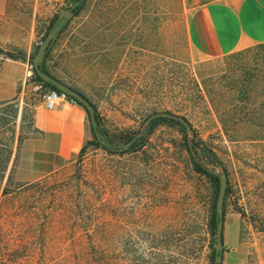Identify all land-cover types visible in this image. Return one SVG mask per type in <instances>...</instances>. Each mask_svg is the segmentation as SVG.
Instances as JSON below:
<instances>
[{"label": "rangeland", "instance_id": "374dc122", "mask_svg": "<svg viewBox=\"0 0 264 264\" xmlns=\"http://www.w3.org/2000/svg\"><path fill=\"white\" fill-rule=\"evenodd\" d=\"M212 1L87 0L44 64L97 107L102 138L116 150L88 145L58 172L23 182L20 147L38 134L43 102L32 90V58L60 12L77 5L8 0L0 68L26 64L17 95L0 97V241L21 248L16 264H215L218 192L194 160L228 175L222 264H264V44L198 54L189 23ZM162 112L187 118L194 132L168 119L150 133L148 119ZM127 135L143 137V147L119 151ZM190 138L210 150L209 161L191 157Z\"/></svg>", "mask_w": 264, "mask_h": 264}, {"label": "crops", "instance_id": "0c3cea01", "mask_svg": "<svg viewBox=\"0 0 264 264\" xmlns=\"http://www.w3.org/2000/svg\"><path fill=\"white\" fill-rule=\"evenodd\" d=\"M8 0H0V13ZM191 46L201 56L219 58L264 44V0H216L197 7L188 27ZM26 64L5 62L0 68V97L17 95L19 76ZM14 85L6 91L5 82ZM9 93V94H8ZM38 134L23 141L17 176L23 182H33L50 176L75 160L94 136L88 111L80 104L61 103L47 110L41 102L36 110Z\"/></svg>", "mask_w": 264, "mask_h": 264}, {"label": "water", "instance_id": "95a60500", "mask_svg": "<svg viewBox=\"0 0 264 264\" xmlns=\"http://www.w3.org/2000/svg\"><path fill=\"white\" fill-rule=\"evenodd\" d=\"M75 18V13L73 9H64L60 12L58 16V21L54 25L53 29L50 33L46 36L45 40L41 44L37 54L34 58H32V63L34 67V73L41 78L45 83L51 84L59 89V91L66 93L68 96L76 99L82 106L86 108V110L90 113L92 124L94 127H97V119H96V112L95 106L90 102L88 98H86L80 92L74 90L73 88L69 87L65 83L61 82L60 80L54 78L53 76L45 73L43 71V64L46 59L47 54L53 47L54 43L56 42L57 38L59 37L62 29L73 19ZM160 118H168L171 120H175L181 122L184 126L190 129V125L185 120L184 117L175 115L170 112H162L156 113L152 115L147 122V126L150 127L151 122L154 119ZM99 140L102 144L109 146L112 150H116V148L106 142L99 134L97 135ZM131 143H128L119 151H125L130 147ZM196 156V155H194ZM212 172V171H211ZM215 175L219 176L220 179V187L218 191V197L216 202V215H217V246H216V259L215 264H222L224 252H225V244H224V230H225V201L226 195L229 186V179L226 173H216L212 172Z\"/></svg>", "mask_w": 264, "mask_h": 264}, {"label": "trees", "instance_id": "16d2710c", "mask_svg": "<svg viewBox=\"0 0 264 264\" xmlns=\"http://www.w3.org/2000/svg\"><path fill=\"white\" fill-rule=\"evenodd\" d=\"M72 1L77 5L76 8L73 9V11L75 13V16H77L81 12V10L83 9V7L85 6L87 0H72ZM12 58L13 59H19V58H15L14 56H12ZM32 65H33V63H32ZM33 69H34V67H33ZM43 71L45 73L51 75L49 73V71L46 69L45 64L43 65ZM34 74H35V80L34 81L44 83L46 85V87H48L50 89H53V90H56V91H59V89L57 87H55V86H53L51 84L45 83L41 78H39L36 75V73H34ZM51 76H53V75H51ZM54 78H56V77H54ZM74 90H76V89H74ZM76 91H78V90H76ZM78 92H80V91H78ZM251 92H253V91H250V93ZM81 94H83V93H81ZM78 104H80V103L78 102ZM260 107L261 108H264V103H261ZM260 107L259 108L256 107L255 110L252 112L254 116H257V115L261 116L262 115L261 112H260V110H259ZM95 112H96V119H97V127L92 126L93 127V131H94V141L87 142V144L82 149L81 154H83L85 152V150L87 149V146L88 145H97V147H102L105 150L111 151V148L109 146H107V145L102 144V142L99 140V138L97 136L98 134L101 137L103 135L105 136L107 134V132H105L104 128H102V123H101L99 114L97 112V107L96 106H95ZM89 115H90V113H89ZM166 120H168V118H160V119L153 120L151 122V125H150L148 131L150 133H152L155 130V127H156V125H157L158 122H160V121H166ZM185 120L190 125V129L187 128L186 126H184L181 122H178V121H175V120H172V121L175 122V123H177V124H179V125H181L183 127V129H185V131H192V132H194V129H193L192 124L187 120V118H185ZM257 124H258L257 125L258 128H264V124L263 123H257ZM224 126H227V124L224 123ZM262 133H264V130L262 131ZM120 141L123 142V144H125V145H127L128 143H131V145L128 148V150L137 151V150H139V149H141L143 147V142L145 141V139L143 137L138 138L137 136L127 135V136H124V137L120 138ZM111 145H113V144H111ZM187 151L191 155V157H193L194 155H198V156H201V158L204 161H205V159L209 161V159L211 157L210 150L208 148H206V147H202V145L195 138H190L189 139V142H188V150ZM8 160H10V155H9V157L7 156L5 162L6 161L8 162ZM194 165H195V171L197 173H200L202 175H205L208 178V180H210L212 183H214L215 184V188L217 189V192H218L219 191V187H220V179H219V176L215 175L214 173H212L207 168L203 167L200 163L196 162L195 160H194ZM216 202L217 201H214L213 202V205L211 207V221H210V225H211L212 232H213L214 236H217V227H218L217 215H216ZM225 207H226V201H225ZM3 241L4 240H1L0 241V264H13V263L16 264L17 263V260L19 258H21V255H22L21 252H20V249L21 248L19 246H14V248H13L9 242H3ZM215 255H216V252L213 253V258H212L213 261H214ZM215 259H216V257H215Z\"/></svg>", "mask_w": 264, "mask_h": 264}, {"label": "built area", "instance_id": "2783aa9c", "mask_svg": "<svg viewBox=\"0 0 264 264\" xmlns=\"http://www.w3.org/2000/svg\"><path fill=\"white\" fill-rule=\"evenodd\" d=\"M32 85L33 92L40 94L47 110H55L63 102H69L74 105L78 104L76 99L68 96L64 92L50 89L44 83L34 81Z\"/></svg>", "mask_w": 264, "mask_h": 264}, {"label": "flooded vegetation", "instance_id": "af4514ba", "mask_svg": "<svg viewBox=\"0 0 264 264\" xmlns=\"http://www.w3.org/2000/svg\"><path fill=\"white\" fill-rule=\"evenodd\" d=\"M57 21H58V19L56 20V22H57ZM56 22H55V24H56ZM55 24H54V25H55Z\"/></svg>", "mask_w": 264, "mask_h": 264}]
</instances>
